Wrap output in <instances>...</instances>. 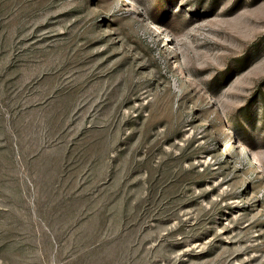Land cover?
<instances>
[{"label": "rangeland", "instance_id": "1", "mask_svg": "<svg viewBox=\"0 0 264 264\" xmlns=\"http://www.w3.org/2000/svg\"><path fill=\"white\" fill-rule=\"evenodd\" d=\"M0 264H264V0H0Z\"/></svg>", "mask_w": 264, "mask_h": 264}, {"label": "bare ground", "instance_id": "2", "mask_svg": "<svg viewBox=\"0 0 264 264\" xmlns=\"http://www.w3.org/2000/svg\"><path fill=\"white\" fill-rule=\"evenodd\" d=\"M227 151H228V147H226V149L223 152L226 153Z\"/></svg>", "mask_w": 264, "mask_h": 264}, {"label": "trees", "instance_id": "3", "mask_svg": "<svg viewBox=\"0 0 264 264\" xmlns=\"http://www.w3.org/2000/svg\"><path fill=\"white\" fill-rule=\"evenodd\" d=\"M228 150H229V147H228Z\"/></svg>", "mask_w": 264, "mask_h": 264}]
</instances>
